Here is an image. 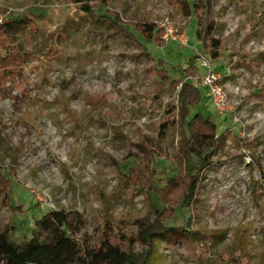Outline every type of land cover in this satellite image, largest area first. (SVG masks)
Returning <instances> with one entry per match:
<instances>
[{"label":"rangeland","instance_id":"rangeland-1","mask_svg":"<svg viewBox=\"0 0 264 264\" xmlns=\"http://www.w3.org/2000/svg\"><path fill=\"white\" fill-rule=\"evenodd\" d=\"M108 8L136 42L93 25L72 0H0V22L25 20L13 34L27 58L23 69L0 73V166L13 206L23 210L1 197L0 228L15 226L12 238L21 242L34 220L63 211L92 248L149 250L142 230L156 220V197L151 188L125 186L120 172L147 160L142 145L154 147L159 172L173 156L179 136L168 122L177 119L180 86L161 84L164 68L200 87L191 114L211 117L223 137L199 200L175 222L195 239L153 240L150 264H264V0H216L205 43L197 18L168 0H108ZM166 18L188 46L157 43L133 28L138 21L160 28ZM199 55L226 92L223 113L200 85Z\"/></svg>","mask_w":264,"mask_h":264},{"label":"trees","instance_id":"trees-1","mask_svg":"<svg viewBox=\"0 0 264 264\" xmlns=\"http://www.w3.org/2000/svg\"><path fill=\"white\" fill-rule=\"evenodd\" d=\"M79 5V10L88 14L93 25H101L110 35L128 37L137 41L133 32L121 24L120 13L108 8V0H72ZM185 16L197 18L196 37L200 42L214 31L212 15L216 0H168ZM106 8L103 13L98 9ZM25 20L3 18L0 22V73H14L24 68L27 63L24 46L17 41L13 31L19 29ZM136 32L149 40L159 43L162 30L154 23L138 21L133 24ZM141 46V45H140ZM216 57V54H213ZM161 63V62H160ZM157 75L164 86H172L176 93L177 119L171 120L179 136L173 156L162 164V172L154 163L153 146H141L147 160H140L135 165L120 172L122 183L153 189L157 200L158 211L152 227L142 230V239L151 248L135 252L131 248H120L117 245H104L99 249L92 248L87 242L75 237L79 227L68 213L49 211L33 221L30 235L21 242L12 238L16 227L7 225L0 228V264H150L155 252L153 240L166 241L179 234L188 239H195L196 233L185 229V225L175 222L184 217L191 205L199 200L200 185L204 171L216 158L222 133L215 120L197 112L191 114L194 106L202 99L198 85L187 78H170L166 69L159 68ZM161 175L160 177H157ZM11 181L0 166V198L11 210L22 213L21 206H13L11 200ZM75 219V218H74Z\"/></svg>","mask_w":264,"mask_h":264},{"label":"built area","instance_id":"built-area-1","mask_svg":"<svg viewBox=\"0 0 264 264\" xmlns=\"http://www.w3.org/2000/svg\"><path fill=\"white\" fill-rule=\"evenodd\" d=\"M160 29L163 30V34L161 36V41L166 43L168 41H178L183 46H188L189 41L185 36V33H180L177 29L172 26V22L166 18L159 25ZM198 61L200 62V66L204 68V73L200 80V85L206 92V96L209 98L212 103L213 108L220 113H223L227 104V95L223 90L221 85L217 82L219 76L215 75L211 68L210 61L199 55Z\"/></svg>","mask_w":264,"mask_h":264}]
</instances>
